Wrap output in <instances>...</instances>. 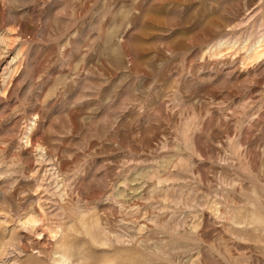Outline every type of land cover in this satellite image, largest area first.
<instances>
[{
	"label": "rangeland",
	"instance_id": "1",
	"mask_svg": "<svg viewBox=\"0 0 264 264\" xmlns=\"http://www.w3.org/2000/svg\"><path fill=\"white\" fill-rule=\"evenodd\" d=\"M263 37L264 0H0V250L264 264Z\"/></svg>",
	"mask_w": 264,
	"mask_h": 264
},
{
	"label": "bare ground",
	"instance_id": "2",
	"mask_svg": "<svg viewBox=\"0 0 264 264\" xmlns=\"http://www.w3.org/2000/svg\"><path fill=\"white\" fill-rule=\"evenodd\" d=\"M263 43H264V37H263L262 41H259L257 43L258 46L254 47L253 52H255L257 54L263 53L264 52V44ZM29 218H27L28 219L27 221H24V222L20 221L21 222L20 225L22 226V228H24L26 230H28V228H33L34 224L36 223L35 220L29 219ZM35 227H36V225H35ZM33 229H35V228H33ZM29 230H31V229H29ZM102 235H104V234H102ZM18 236H19L18 234L14 235L15 238ZM51 236H54V234H52ZM64 238H65L64 235H60L59 240L57 239L60 246H59V248L56 249V252L54 253L55 255L56 254L57 255L51 259L52 260L51 262H53V264H74V262H76L75 260H73L74 255L72 254L73 253L72 249L68 248L65 245ZM100 241H101V239H100ZM13 242H15V241H13ZM16 242H18V241H16ZM4 244H6V243H4ZM15 244H17V243H15ZM1 246H2V244H1ZM2 247H4V246H2ZM18 247L14 246V245H9L6 247V245H5L3 251H2V249L0 250V264H38V263L44 264L45 263L44 258L42 256V252L39 250L38 251L36 250L35 252L33 250V252H31L27 256L26 260H22L24 250L21 248H18ZM1 251L3 252V254H1ZM52 252H54V251L52 250ZM46 259L47 258H45V260Z\"/></svg>",
	"mask_w": 264,
	"mask_h": 264
}]
</instances>
